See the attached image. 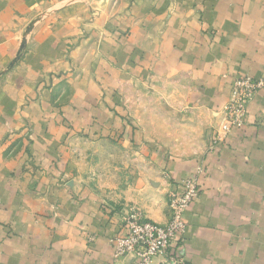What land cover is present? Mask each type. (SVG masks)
Here are the masks:
<instances>
[{"label":"crops","instance_id":"1","mask_svg":"<svg viewBox=\"0 0 264 264\" xmlns=\"http://www.w3.org/2000/svg\"><path fill=\"white\" fill-rule=\"evenodd\" d=\"M244 75L264 0H0V264H132L124 213L166 224L198 170L185 242L152 264H264V92L207 150Z\"/></svg>","mask_w":264,"mask_h":264},{"label":"built area","instance_id":"2","mask_svg":"<svg viewBox=\"0 0 264 264\" xmlns=\"http://www.w3.org/2000/svg\"><path fill=\"white\" fill-rule=\"evenodd\" d=\"M264 92V77L252 78L244 75L236 78L231 86L229 100L221 110V123L218 130L208 136L207 150L213 152L234 131L247 124L248 105L254 97ZM197 174L180 181L175 190L168 193L170 218L164 225L156 224L138 210L129 209L124 213V233L110 238L112 257L115 261L128 260L132 264H152L155 258H165L172 244L184 243L187 226L184 212L199 194ZM171 264L176 260L170 258Z\"/></svg>","mask_w":264,"mask_h":264},{"label":"rangeland","instance_id":"3","mask_svg":"<svg viewBox=\"0 0 264 264\" xmlns=\"http://www.w3.org/2000/svg\"><path fill=\"white\" fill-rule=\"evenodd\" d=\"M136 90H137V92H140V93H144L143 95H149V92L148 91H144V90H142V88H136ZM144 91V92H143ZM131 97H132V99H135L134 97V92H131ZM137 97V96H136ZM136 99H138V98H136ZM220 123H221V121H220ZM220 125V124H219ZM114 165H117L118 164V159L116 158L115 159V161H114V163H113ZM116 167V166H115ZM117 172V171H116Z\"/></svg>","mask_w":264,"mask_h":264}]
</instances>
